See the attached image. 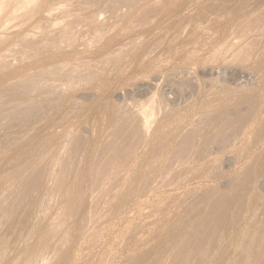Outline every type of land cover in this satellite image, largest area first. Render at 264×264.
<instances>
[{
  "label": "rangeland",
  "instance_id": "rangeland-1",
  "mask_svg": "<svg viewBox=\"0 0 264 264\" xmlns=\"http://www.w3.org/2000/svg\"><path fill=\"white\" fill-rule=\"evenodd\" d=\"M126 118L141 136L96 177ZM261 225L264 0H0V264H249Z\"/></svg>",
  "mask_w": 264,
  "mask_h": 264
},
{
  "label": "bare ground",
  "instance_id": "bare-ground-1",
  "mask_svg": "<svg viewBox=\"0 0 264 264\" xmlns=\"http://www.w3.org/2000/svg\"><path fill=\"white\" fill-rule=\"evenodd\" d=\"M226 112L227 111L224 112V110L217 112L213 119L216 123L222 124L224 128L227 127L233 128L232 126L234 121L233 119L227 118ZM131 120H132L131 118H126L115 127L112 134V139L110 140L111 142H108L109 144L107 143L108 145H105V147L102 150L103 152L102 156L100 155L101 158L94 167L95 173L98 175L96 177L104 176L113 165L121 163L130 154L132 148L134 147L133 139L135 138L137 139L142 134V131L138 128V125L137 127L136 126L134 127L135 124L133 125L131 123ZM135 121L137 120L135 119ZM69 166H70L69 163L65 162L63 165V169L61 170L58 179V187L60 189L66 186L69 182V173H70ZM33 184L34 181L32 180H29L27 182L28 187H32ZM81 191H82V184L80 181L70 184V186L68 187L67 195L69 198V207L71 209L75 208L78 205L81 197ZM229 196L231 197L230 200H232L233 202L232 206L235 205V207H239L242 204L243 202L242 196L236 194L233 195L230 194ZM228 221L229 220L227 216V211H223V210L214 211L211 214L202 215L198 220V222L195 225H193L191 228H189V234L191 238H193L196 244L200 245L204 243H210L211 245L214 246V241L217 238V236H219V234L224 229H226L227 226H229ZM184 223H186V221ZM183 229H185V227L174 228L176 233L175 237L177 239L184 231ZM253 245L256 246L255 250L251 249V246ZM241 246L243 247L244 252L252 251L251 254L252 257L248 259L249 264H256L259 261H261V259L264 258V225H261L254 232H252L248 237L247 242L244 245L241 244ZM188 254L189 252L185 250L180 252V256H187ZM219 254L221 255V252ZM135 264H154V263H150L148 261H139Z\"/></svg>",
  "mask_w": 264,
  "mask_h": 264
}]
</instances>
